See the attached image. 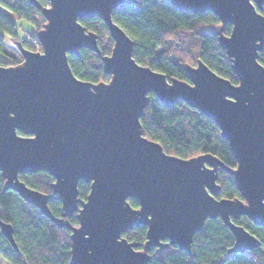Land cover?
Returning a JSON list of instances; mask_svg holds the SVG:
<instances>
[{"label":"water","instance_id":"95a60500","mask_svg":"<svg viewBox=\"0 0 264 264\" xmlns=\"http://www.w3.org/2000/svg\"><path fill=\"white\" fill-rule=\"evenodd\" d=\"M46 23L37 33L42 51L15 41L23 61L0 66V172L3 191L16 192L60 228L71 231L70 264H148L153 249L170 245L192 255L195 235L220 219L235 238L228 254L261 246L235 220L264 227V0H168L179 11L212 12L220 20L218 42L238 84L201 60L186 67L191 83L139 64L134 41L113 21V12L138 0H27ZM98 18L113 40L102 56L98 35L82 20ZM227 25L232 26L225 34ZM261 38V39H258ZM87 49L101 56L108 82L77 78L69 56ZM239 85V87H237ZM155 95L166 107L185 102L214 121L227 140L236 167L212 154L190 159L166 153L143 134L141 118ZM33 137L35 139H33ZM233 176L241 199L217 198L219 170ZM44 171L52 194L26 185L21 175ZM90 184L86 200L79 183ZM62 203L61 217L48 206ZM137 200L139 207L131 206ZM76 214L78 226L66 218ZM146 226L144 243L123 235ZM0 229L18 251L11 224Z\"/></svg>","mask_w":264,"mask_h":264},{"label":"trees","instance_id":"16d2710c","mask_svg":"<svg viewBox=\"0 0 264 264\" xmlns=\"http://www.w3.org/2000/svg\"><path fill=\"white\" fill-rule=\"evenodd\" d=\"M38 1L43 7L49 5L48 0ZM0 8V66H15L23 61L20 52L15 56L5 48L6 38L13 43L22 40L18 38L22 27L18 24L20 21L33 25V32L29 33L28 40H22L23 45H29L30 40L31 44L26 48L42 51L37 38V33L46 23L42 11L27 0H0ZM112 17L134 41V59L165 74L168 80L176 78L191 83L186 67H196L201 60L218 75L238 84L231 61L220 47L216 35L221 22L212 12L194 14L175 9L168 0H138V4L121 5ZM81 23L87 31L98 35L102 56L110 55L114 43L106 24L98 18L82 20ZM231 30L232 26L227 25L224 33L228 35ZM259 61L264 65V49ZM69 64L80 80L91 83L110 80V76L104 73L101 56L96 52L82 49L79 57L69 56ZM141 124L144 136L160 143L170 155L190 159L212 154L228 167H236L229 143L222 138L218 125L185 102L168 108L151 94ZM218 174L222 190L217 198L241 199L233 176L221 169ZM20 178L28 187L52 194L54 178L49 173H28ZM4 182L0 172V220L12 225L18 251L0 229V256L9 264H70L71 231L57 226L16 192L3 191ZM89 192L90 184L81 181L80 201L86 200ZM129 202L132 207H139L137 200L129 199ZM48 206L55 216L61 217L60 200L51 199ZM66 220L72 226L79 225L76 214ZM235 223L254 234L261 246L245 253L228 254L235 238L220 219H211L203 231L195 235L192 255L180 253L177 247L170 245L164 250L153 249L148 264H264V227L255 225L245 216ZM146 233L147 227L140 226L123 236L130 242L144 243Z\"/></svg>","mask_w":264,"mask_h":264},{"label":"rangeland","instance_id":"374dc122","mask_svg":"<svg viewBox=\"0 0 264 264\" xmlns=\"http://www.w3.org/2000/svg\"><path fill=\"white\" fill-rule=\"evenodd\" d=\"M0 10H1V8H0ZM18 24L22 26L21 28H19V37L18 38H20L22 40H25V39L28 40L29 33L33 32V25L31 23H29V22H26V21H20ZM206 28H209V27H206ZM30 42L31 41L29 40L28 41L29 45H26V47L30 46V44H31ZM5 48L10 54H13L15 56H19V51L16 49L15 44L13 42L9 41L7 38H6V41H5ZM0 264H9V262L4 260L0 256Z\"/></svg>","mask_w":264,"mask_h":264},{"label":"snow or ice","instance_id":"6c2138e0","mask_svg":"<svg viewBox=\"0 0 264 264\" xmlns=\"http://www.w3.org/2000/svg\"><path fill=\"white\" fill-rule=\"evenodd\" d=\"M260 15H261V16H264V12H261ZM258 39H261V38L258 37ZM260 67H261V68H264V65H260ZM237 87H239V85H237ZM33 139H35V138L33 137Z\"/></svg>","mask_w":264,"mask_h":264}]
</instances>
